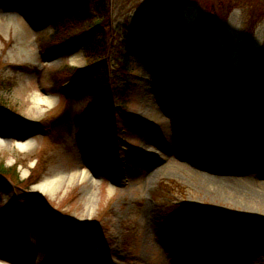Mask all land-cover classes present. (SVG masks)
<instances>
[{
	"label": "rangeland",
	"instance_id": "374dc122",
	"mask_svg": "<svg viewBox=\"0 0 264 264\" xmlns=\"http://www.w3.org/2000/svg\"><path fill=\"white\" fill-rule=\"evenodd\" d=\"M108 6L102 97L93 83L105 65L87 69L85 83L68 81L67 66H89L82 44L60 50L53 24L29 3L0 0V261L211 264L249 249L264 258V0ZM197 36L208 48L200 59ZM163 39L185 49L172 75ZM34 94L53 102L37 108ZM209 177L246 190L217 189ZM46 178L54 187L42 191ZM246 254L232 264H253Z\"/></svg>",
	"mask_w": 264,
	"mask_h": 264
},
{
	"label": "trees",
	"instance_id": "16d2710c",
	"mask_svg": "<svg viewBox=\"0 0 264 264\" xmlns=\"http://www.w3.org/2000/svg\"><path fill=\"white\" fill-rule=\"evenodd\" d=\"M23 3H29L30 9L36 11L40 19L44 20V22H51L53 24L54 30L52 34L60 36L59 43L62 46L60 50L68 48L72 51L73 48L82 44L86 53L85 56H87L89 62V69L95 67L99 68L97 65L100 63V66L105 65L103 59L108 55L110 50L112 44V35L110 32L112 33L113 29L110 25L112 11L108 6V0H23ZM162 48L164 68L168 75H172L177 54L180 52L182 56H186L185 49L177 45L169 47L164 39L162 40ZM193 48L196 53L194 55L199 59L204 56L202 51L208 50L198 36L194 39ZM126 53L127 54L121 55L120 60V68L122 69L121 78L123 79L127 77L128 71L130 70L129 68L131 67L129 54L132 53V50L127 48ZM206 57H209L211 61L214 60L211 54ZM103 67V73L101 74L103 76L99 78L96 77L93 84L99 87V93L102 97H105V95H107L105 88L106 79L109 80V82L110 79L107 78L109 77L108 67L106 65ZM67 69L73 71L68 81L74 80L81 84L85 83L87 74L86 68L83 69L69 65ZM99 72L97 74H99ZM222 77L223 73L220 71V79ZM244 82L245 81H242L241 84H244ZM102 83L104 86L100 87ZM212 106V103H207L205 111L206 116L210 114ZM238 114V110H236L232 113L231 119L235 120ZM7 170L8 168L6 169L3 164L0 163V172L5 173ZM0 181L6 183L4 180L0 179Z\"/></svg>",
	"mask_w": 264,
	"mask_h": 264
},
{
	"label": "bare ground",
	"instance_id": "6f19581e",
	"mask_svg": "<svg viewBox=\"0 0 264 264\" xmlns=\"http://www.w3.org/2000/svg\"><path fill=\"white\" fill-rule=\"evenodd\" d=\"M70 61L72 64H78L79 63V59L76 55H72L70 56ZM33 102L35 104V106L37 108H39L42 104H52L53 99L51 97H41L39 94H34L33 95ZM30 144L29 141L26 142H22L19 143V147L20 148H26L28 145ZM109 154H105L102 156L101 162L103 165L110 166L109 162ZM87 174V172L83 171L82 172V176L84 177ZM209 182L211 183L212 186L216 187L217 189L220 190H224V191H229V192H233V193H238L240 191L246 190V187L242 186V185H238L235 183H232L231 180L228 179H219V178H211L209 177ZM54 183H55V179L53 178H46L45 180H43L39 185L38 188H40L42 191L44 190H52L54 187ZM209 238V234L207 233L205 238L201 241V244L198 246L197 250L200 251V253H205L204 250L206 248L207 242H208V238ZM251 238H246L242 241V243H240L237 247L233 248L232 250H235L239 247L245 246L247 243L249 242ZM214 243V242H213ZM185 246V245H182ZM224 247V246H223ZM230 250V251H232ZM262 257H264V249L262 250ZM246 254V253H245ZM238 255L235 258L231 259H226L224 257H220V258H216L214 259L212 262H210L211 264H232L235 261H243L244 260V255ZM246 256H250L251 258L253 257V264H264V258L257 260L255 258V251H251L250 249L247 251ZM0 264H10L7 262H2L0 261ZM173 264H178L176 262H174Z\"/></svg>",
	"mask_w": 264,
	"mask_h": 264
}]
</instances>
